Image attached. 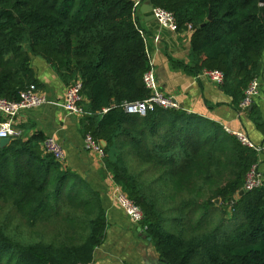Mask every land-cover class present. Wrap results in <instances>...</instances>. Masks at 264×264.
I'll return each mask as SVG.
<instances>
[{
    "label": "trees",
    "instance_id": "1",
    "mask_svg": "<svg viewBox=\"0 0 264 264\" xmlns=\"http://www.w3.org/2000/svg\"><path fill=\"white\" fill-rule=\"evenodd\" d=\"M191 33L190 74L224 73L240 103L264 50L260 0H150ZM211 16V18H209ZM134 0H0V98L38 84L31 54L67 86L81 80L85 136L105 141L116 184L138 204L166 264H264V189L244 191L257 152L217 122L182 108L145 116L123 104L145 99L152 68ZM176 66V62L172 60ZM239 105V104H238ZM37 133L0 146V264H92L108 222L100 194L44 152ZM164 196L163 202L160 197ZM31 220L13 229L12 212Z\"/></svg>",
    "mask_w": 264,
    "mask_h": 264
},
{
    "label": "crops",
    "instance_id": "2",
    "mask_svg": "<svg viewBox=\"0 0 264 264\" xmlns=\"http://www.w3.org/2000/svg\"><path fill=\"white\" fill-rule=\"evenodd\" d=\"M135 17L145 32L159 87L174 96L179 108L213 120L232 132H244L256 144H264V50L257 76L260 93L253 106L242 110L240 103H235V96L222 85L206 77L197 78L182 68V62L191 61L189 31L173 33L162 29L151 13L149 2H143L136 9ZM31 58L39 89L50 102L18 117L14 129L21 136L12 137L11 141L28 140L37 133L44 138L57 137L67 152L69 169L86 182L87 189L100 194L108 228L104 243L95 250L92 264H166L146 231L118 205L113 195L116 183L103 158L85 147L83 115L70 114L57 104L63 102L67 84L42 57L31 54ZM258 163L264 174V152L259 155Z\"/></svg>",
    "mask_w": 264,
    "mask_h": 264
},
{
    "label": "built area",
    "instance_id": "3",
    "mask_svg": "<svg viewBox=\"0 0 264 264\" xmlns=\"http://www.w3.org/2000/svg\"><path fill=\"white\" fill-rule=\"evenodd\" d=\"M143 2L150 3V0H134L135 13L136 9ZM151 13L161 28L173 33L179 32L177 30L175 16L172 12L162 7L152 5ZM141 34L144 38L146 37L143 29L141 30ZM196 77H206L218 85H222L225 78L224 73L219 70H204L197 74ZM144 83L146 88L149 90V95L143 100L125 102L123 104V108L127 113L145 116L149 111L154 110L156 107L165 109L179 108V104L174 96L164 93L159 87L153 67L145 73ZM82 90V81L77 80L67 86L63 102L57 104L61 105L70 114L84 115L85 96L83 95ZM259 93L260 82L258 78H255L250 82L245 90L244 96L240 102V108L242 110H246L253 106ZM49 102L50 101L47 97L39 89V86L35 83H31L21 90L20 99L18 101L0 98V140L3 138L21 136V132L14 129L17 118L22 116L24 112L38 108ZM225 130L235 134L243 144L253 148L258 155L264 152V144H256L244 132H232L228 128ZM85 147L88 150L97 153L101 158L105 155V147L102 142L94 139L91 135L85 136ZM42 149L45 153L51 155L55 160L62 164H66L67 152L57 137L53 135L47 136L42 142ZM255 189H264V174L260 171L259 163L253 165L247 174L243 187L244 191H252ZM113 195L127 217L134 223L141 226L144 219L141 207L136 204L118 184H115ZM143 229L146 230L147 227Z\"/></svg>",
    "mask_w": 264,
    "mask_h": 264
},
{
    "label": "rangeland",
    "instance_id": "4",
    "mask_svg": "<svg viewBox=\"0 0 264 264\" xmlns=\"http://www.w3.org/2000/svg\"><path fill=\"white\" fill-rule=\"evenodd\" d=\"M163 200H164V196L161 195L160 201L163 202ZM10 208L11 207H9L7 204H0V210L4 211L5 213H7V211ZM11 218L12 219L8 223L13 229L26 230L28 229V227L31 226V220L28 221V220L19 218L18 214L15 211L12 212Z\"/></svg>",
    "mask_w": 264,
    "mask_h": 264
},
{
    "label": "water",
    "instance_id": "5",
    "mask_svg": "<svg viewBox=\"0 0 264 264\" xmlns=\"http://www.w3.org/2000/svg\"><path fill=\"white\" fill-rule=\"evenodd\" d=\"M261 4H264V0H260ZM152 9V5L150 3V10ZM211 18V16L209 17ZM163 29V28H162ZM165 30V29H164ZM11 141V138H3L0 140V146H5L7 145L9 142ZM103 146L106 147L107 143L105 141H101ZM244 190L241 191V193H243ZM151 239V238H150Z\"/></svg>",
    "mask_w": 264,
    "mask_h": 264
}]
</instances>
